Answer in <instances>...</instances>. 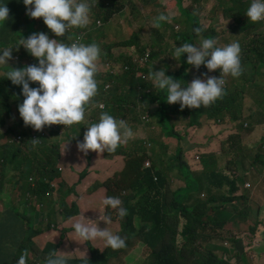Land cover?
<instances>
[{
  "label": "clouds",
  "instance_id": "clouds-1",
  "mask_svg": "<svg viewBox=\"0 0 264 264\" xmlns=\"http://www.w3.org/2000/svg\"><path fill=\"white\" fill-rule=\"evenodd\" d=\"M120 1L122 0L117 2ZM125 1L128 2L123 6L117 3L113 9L121 14L131 15L132 25H127V20H122L121 24L127 25L133 31L146 28L136 20V14L143 18L145 23L153 22L154 27H163L170 31L174 30L171 27L173 21H176L175 29L180 28L178 22H183L185 30H191L193 33L192 39L181 38L179 44L174 45L172 55L162 58H157L150 50L141 52L134 46L138 44L132 39L124 43L125 48L120 52L126 51L130 56L150 65L139 79L153 86L154 90L161 91L156 106L147 113H139L135 108L127 107V99L118 95L116 82L119 87H129V96L132 95L131 86L119 77L118 72L111 71L113 59L104 63L100 58L101 50H105V46L100 39L93 37V34L102 31L108 22H103V16H90L91 0H19L15 3L20 14L32 24V28L22 36L13 34L0 45V70L4 71L0 81H6L8 91L13 95L0 112V136L11 140L0 145V183L4 179L7 182L3 199L19 201L23 193L36 204L37 194L41 191L50 201V209L44 211L45 228L55 229L63 223V230L68 239L67 248L73 252H66L64 245L54 243L61 245L60 254L48 255L45 264H96L91 254L92 249L102 256L109 254L106 263L109 264L119 252L130 248L134 239L139 245L147 247L149 254L140 261H135L134 257L129 256L128 264H143L151 260L152 249L145 240V233L150 230L148 226L152 224L151 219H155L156 209L149 205L155 200L165 203V198L161 189L158 191L148 185V176L144 170L152 167L151 158L155 157L152 151L156 150L153 143L149 145V158L144 156V148L150 140V118L153 117L157 106H165L180 120L177 125L180 133L176 131L180 141L178 137L173 136L176 144L171 153L164 147L163 152L167 158L161 160L171 171L168 184L173 190L181 187L187 191L190 182L194 183L193 191L186 201L189 211L193 210L198 200L207 201L215 196V205L232 212V218L222 227L208 231V243L214 246L213 253L219 259L233 256L234 238L245 241L248 234L241 236V233L244 229L249 230V225L241 231H236L235 236L231 238H226L223 232L243 219L247 221L246 210L252 200L249 193L242 191V188L251 187V183L244 179L256 165L250 163V148H247L250 143L245 145L247 138L240 132L232 131L221 140L219 151L202 150L206 143L192 135L190 129H198L206 121H250L257 131L258 127L264 126V80H253L255 69L259 71L264 65V38L259 42L251 41L253 36L256 37V33L238 38L235 32L232 37L230 31L229 36H226L217 33L216 29L208 34L198 14L200 10L196 14L188 13L187 4L181 8L177 0L173 1L180 14L154 12L151 16L143 12L146 0ZM11 5L12 2L8 0H0V28L12 20ZM229 7L236 12L242 8L236 0L230 2ZM216 8L217 6L208 12L220 17ZM244 14L248 17L243 16L244 21H264V0H249ZM107 16L111 21L112 15ZM220 18L231 21V17ZM181 19L183 21H180ZM162 23L164 25L161 26ZM186 23L190 25L186 26ZM239 25L242 23L237 26ZM184 32L177 34L183 35ZM89 34H92V37ZM177 34H174L173 38ZM151 38L156 41L154 36L151 35ZM194 38L201 40L194 44ZM86 40L89 44H85ZM218 40H229V44L218 46ZM14 44L17 47H11ZM181 57L184 58L183 61L180 60ZM259 61L261 64L255 65V62ZM249 70H254L250 77ZM247 72L248 75L244 77ZM108 77L110 80L106 81ZM240 78L245 80L231 88L233 80ZM248 95L258 96L260 106L250 113L245 112ZM12 104L15 105V111L11 108ZM8 117L14 119V125L11 127L5 126ZM78 127L81 128V136L71 142L75 145V150L64 152L58 141L67 134L68 128ZM16 128H19V134L25 135L27 139L32 137L28 142L32 143L33 148L41 146L23 154L22 141L17 140L15 136L18 133ZM138 128L148 131V134H137ZM30 133L32 136H29ZM58 133L62 134L58 139L48 141H54L55 156L48 155L44 159L49 146L48 142L42 141V136H55L59 135ZM248 138L250 139V136ZM64 143L70 142L62 141V145ZM4 147L15 156L3 159L1 153ZM116 154L126 157L125 167L116 179H97L90 184L88 192L97 189L100 193L94 199H85L84 205L101 209L83 212L77 187L92 170L96 160ZM175 156L180 157L179 163L174 162ZM146 160L150 163L143 166ZM136 166L138 169L133 178ZM10 168L22 169L23 172L20 175L14 171L9 174ZM160 168L161 166L154 168L155 179ZM68 169H73L78 175L75 184L69 185L64 180L65 170ZM212 170L234 182L235 190L231 191L228 183L215 189L209 178ZM174 171L179 179L177 181L172 180ZM56 179L62 181L59 184L54 183ZM261 180L262 184L257 183L256 187L261 185L264 188V173ZM1 189L0 185V193ZM69 195L75 196L72 202L67 201ZM223 195L229 198L228 202L223 203L220 200ZM260 207L264 208V199ZM208 212L214 213L212 210ZM119 221L120 230L115 231L107 227L109 223ZM185 223L186 218L183 217L178 226L179 241L183 240L181 233ZM76 237H79L81 242L96 243L95 240H100L102 243L96 244L103 246L104 250L101 251L96 246L92 249H79L69 245ZM206 245L204 241L196 243L199 248ZM27 259L28 251L25 250L19 258L15 255L4 264H27Z\"/></svg>",
  "mask_w": 264,
  "mask_h": 264
},
{
  "label": "trees",
  "instance_id": "trees-1",
  "mask_svg": "<svg viewBox=\"0 0 264 264\" xmlns=\"http://www.w3.org/2000/svg\"><path fill=\"white\" fill-rule=\"evenodd\" d=\"M8 1L12 2L11 7L13 9V17L10 22L4 23L0 28V45L8 40L13 34H19L22 36L24 32H28L32 28V24L27 18L20 14L19 9L15 4L19 0ZM232 1L234 0H218L217 12L222 16L230 18L236 13L234 9L231 10L229 7L230 2ZM236 1L241 7H243L248 0ZM201 2L203 6L207 8V11H209L212 5V0H201ZM200 9L201 6L199 4L196 6L195 10L198 11ZM113 12L114 9H111L106 15H103L102 20L104 23L110 21V18L107 15H112ZM245 17L247 16L244 14V18ZM252 23L260 25H257L250 33H256V37L260 39L264 38V21ZM235 31L236 37L244 38L246 37L248 30L245 29L243 25H239L235 27ZM97 32H99L100 35L102 34L101 30ZM89 36L92 37V34H89ZM131 39L139 45L138 37L134 36ZM228 41L221 40L220 43L227 45L229 44ZM100 58L104 63H108L110 59L114 60V64L111 66V71L113 73L118 72L120 75L119 77L130 84L131 94L136 103L144 107L147 106V111L156 106L161 91L158 89L153 91V86L139 79V76L142 75L145 70L150 68L149 64L130 56L126 51L109 53L106 50H101ZM8 90L9 87L6 85V81L1 80L0 112L3 106H6L9 100L13 98L12 93H9ZM155 110L156 111L152 114L155 120H151L148 125L150 140L147 141V146L144 148V156L149 158V145L154 141L161 142L159 150L161 155L164 153L165 143L171 142V137H178L180 141V137L176 134V131L180 133V130H177V125L180 123L178 116L165 106H157ZM170 116L178 118L177 121H175L172 130L166 129V120H168ZM1 122L2 118L0 116V123ZM1 156L3 159L7 160L15 155H11L4 147ZM151 162L152 167L144 170L148 176V185L151 188L154 187L158 191L161 189L164 192L165 203H162L161 200H155L149 205L156 209L155 219H151L152 224L150 227L148 226L150 230L145 233V240L152 249V259L143 264H257L260 257L261 261L264 259V238H261L258 234V229L261 226H264V219L261 217V211L264 208L249 203L246 210L247 221L243 219L237 225L248 222L251 233L248 234L245 241L243 239L238 240L234 238V241H237L240 246L235 249V253L231 259H228L227 257L224 259L220 257L219 259L213 253L214 246L208 243L210 237L208 231L222 227L224 223L232 218V212L225 207L215 205L214 202L217 200L215 196H212L211 199L207 201L198 200L193 210L189 211L186 207V201L190 193L193 191L194 183L190 182L187 191H184L181 187L173 190L172 186L168 184V181L171 179V171L165 167L164 162L161 161V168L156 173L157 179H155L154 174V168L157 164L152 158ZM174 162L179 163L180 157L175 156ZM206 165L209 167L207 161ZM178 166L180 167V165ZM4 171H6V167L4 168ZM209 176L211 184L216 187L215 189H219L223 187L224 183H228L231 186V191L235 190V183L221 173H218L216 170H212ZM196 184L199 185V182L196 181ZM220 200L225 203L229 201V198L223 195ZM209 210H212L214 213L210 214L208 212ZM183 217L186 218V223L181 233L183 240L179 241L178 226L182 222ZM0 238L1 241H7L9 243H13L16 239L18 241V251L16 255L19 258V256L27 250V264H45L48 255L52 253L59 255L60 246L63 245L52 243L43 249H34L33 232L26 228L23 222L12 221L8 216L6 199H2V201L0 200ZM199 241L206 242V247H196V243ZM95 242L102 243L100 240H95ZM242 244H245L244 248ZM69 245L79 249H92L95 247V243H92L91 241L81 242L79 241V237L72 239L69 242ZM91 254L94 257L96 264L107 263V257H109V254L106 253L102 256L95 249H92Z\"/></svg>",
  "mask_w": 264,
  "mask_h": 264
},
{
  "label": "rangeland",
  "instance_id": "rangeland-1",
  "mask_svg": "<svg viewBox=\"0 0 264 264\" xmlns=\"http://www.w3.org/2000/svg\"><path fill=\"white\" fill-rule=\"evenodd\" d=\"M118 0H91V11H90V16H92V14H95L96 16H100L102 17L105 13H107V11L113 9L115 7V5L117 3H119L120 6H123L124 4H126L125 0H122L120 2H117ZM187 5L189 7L188 9V13H194L196 14L197 11L196 6H197V0H186ZM199 4L201 6L200 12H198V14H200V18L202 19V23L205 24V31L208 30V25H209V30L210 32L207 31L208 34H210L212 32L213 29H216L217 33H220L221 35H226L229 36V31L231 32V36L233 37L234 35L232 33L236 32L235 31V27L242 23V25L245 27V29H247V35H249L250 32H252V29H254L257 25L260 24H253L247 21L243 20V16L244 13L246 11V8L249 5V0L247 1V3L240 9L237 10V12L231 16V21H227V20H222V18L215 16L211 13H209L207 11V8L203 6L201 0L199 1ZM212 4H214V1L212 2ZM135 18L137 21H140L144 27L146 28H138L136 30H132L130 28L127 27V25H132V17L131 15H125V14H121L119 12H117L116 10L113 12L112 16H111V21L108 22L103 30L101 31L102 34L100 35V33H94L93 37H97L98 39H100L105 46V50L108 51L109 53L112 52H120L123 50V48H125L124 43L129 41L132 37H134L135 35L138 36L139 39V45H134L135 47H137L141 52H146L147 50H150L152 53L156 54L157 58H162L166 55H172L173 52V48L174 45H178L179 44V40L183 37H191V30H185V28L183 27L184 23L183 22H178L177 24L180 26L179 29H175V23L176 21H173V23L171 24V27L174 29L173 31H170L169 29H164L163 27H159L156 28L153 26V22L152 23H145L144 19L141 18L140 16L134 14ZM214 17L216 19H214ZM122 20H127V25H122L121 21ZM164 25V23L161 24V26ZM186 26H189L190 23H186ZM178 28V27H177ZM230 29V30H229ZM147 31V34H145ZM182 31H185L183 35L181 34H177L180 33ZM104 34L106 36H104ZM177 34L175 38H173V35ZM214 34V33H213ZM151 35L154 36L153 40L151 38ZM192 39V37H191ZM20 40V39H19ZM18 40V41H19ZM201 39H193V43L194 44H198L199 41ZM225 40V39H224ZM258 41L260 40V38L253 36L251 41ZM221 40H218V46H224L225 44L220 43ZM228 41V40H227ZM85 44H89V42L86 40ZM11 47H17L16 44L12 45ZM108 47V48H107ZM256 55V54H255ZM181 61L184 60L183 57L180 58ZM261 64V62H255V65ZM247 68H249L247 66ZM254 73V70H249V75L248 72L247 74L244 76L246 77L247 75L250 77L252 74ZM257 73V74H256ZM4 75V71L0 70V77ZM110 80V78L108 77L106 79ZM245 80L244 79H236L233 80L234 82L231 83V88L233 87L234 84H238L240 82H243ZM253 80H255V82H261L264 80V65L263 68L261 70L258 71V69H255V75H253ZM116 86H118V95L119 96H124L127 99V104H125L127 107L129 108H135L137 112L139 113H147V106H141L140 104L136 103L134 100V97L131 95L129 96V87H119V83L116 82ZM153 91H155L153 89ZM263 100H264V96H263ZM11 108L13 111H15V105L12 104ZM210 109V108H209ZM94 115H96V113H94ZM93 115V116H94ZM151 120H155V118L151 117ZM178 118H173L170 116V118L168 120H166V129H173V125L175 123V121H177ZM184 119V117L182 118ZM249 123V122H248ZM188 124V121H187ZM14 125V119L11 117L6 118V127H11ZM250 127V124H249ZM18 133L15 135L17 140L22 141V149H23V154H27L29 153V151L31 149H37L39 146H36L35 148H33L32 143L28 142L30 140H32V137H29L27 139V137L25 135H20L19 134V128L15 129ZM258 134L256 135V137H254L253 141H251L250 139H246L245 145H248L249 143L255 142L258 138H260V136H262L264 134V126H260L258 127ZM81 128H68L67 129V134L65 133V135H63V137L60 138V140L58 141V145L61 148V150H63L64 152L66 151H73L75 150V145L71 142H74L78 137L81 136ZM59 134V133H58ZM62 134L59 135H55V136H42V141L44 142H48L52 139H58ZM67 135V136H66ZM29 136H32V133L29 134ZM75 136V137H74ZM71 137V139L69 138ZM62 141H68L70 143H64L62 145ZM5 142H11V140L6 137V136H0V145L4 144ZM47 145L49 146V149L46 152V155L43 156V158L45 159L48 155L49 156H55V146H54V141L48 142ZM244 146V144H242ZM247 148H251V147H247ZM153 155H156V151H152ZM55 160H58L57 158H54ZM150 161L146 160L143 164V166H147L149 165ZM257 168H252L250 170V174L247 175L244 179V181H249L251 183V187L248 188H242V191H247L250 195V198L252 200V204L254 206H260L263 202L264 199V188L260 186L256 187L255 185L258 183L262 184V180H261V175H260V170L259 167L260 166H256ZM14 171L17 174H22V169H13L10 168V172L9 174ZM7 182L6 179L2 180L0 185L2 187L1 189V193H0V200L2 201L3 199V195H4V188L6 186ZM205 198V197H204ZM261 217L264 219V209H262L261 211ZM246 225H249L248 222L245 223H241L239 225H234L232 227H229L228 229H226L225 232H223L224 236L226 238H231L233 236H235V232L236 231H241L242 228H245ZM107 227L117 231L120 230V221L118 223H109L107 225ZM264 226H261L258 229V234L261 238H264ZM251 231L248 229H244L241 233V236H244L245 234H250ZM225 245L227 246L228 243L226 242ZM243 248L245 247V244H242ZM95 246L98 247L101 251L104 250V247L101 245H98L95 243ZM239 243H237V241H235V243L233 244V248H239ZM149 254V250L147 249V247L141 246L138 244L137 240H132V246L129 248L127 247L125 250L121 251L118 253L117 257H113L109 264H128L127 258L129 256L134 257L135 261H140L143 260L144 258H146ZM233 256L228 255L227 258L231 259ZM247 264V263H246ZM257 264H264V259H262L261 261V257L258 260Z\"/></svg>",
  "mask_w": 264,
  "mask_h": 264
},
{
  "label": "crops",
  "instance_id": "crops-1",
  "mask_svg": "<svg viewBox=\"0 0 264 264\" xmlns=\"http://www.w3.org/2000/svg\"><path fill=\"white\" fill-rule=\"evenodd\" d=\"M199 1L197 0V5H199ZM214 4L211 5L210 9L214 8L218 4V0H212ZM178 5L183 8L184 4H187L186 0H177ZM187 5V12H188ZM209 9V10H210ZM143 12L146 15L151 16L154 12L158 13H168V14H180L176 10V4L173 0H146L145 5L143 7ZM216 13L217 8H216ZM220 17H222L219 14ZM180 21H183L181 19ZM209 30V27H208ZM258 105V96L248 95L246 97L245 103V112L250 113L251 110L259 108ZM264 109V104H263ZM247 122V124H246ZM249 122V123H248ZM250 124V127H249ZM191 134L197 138H201L202 142L206 144L202 147V150H214L219 151L220 143L223 138H225L230 132H240L246 138L250 136V140L252 137H256V133L259 132L254 129L252 126V122L250 121H239V122H226V123H215L212 121H206L202 127L198 129L191 128ZM137 134L146 135L148 131H144L142 128H138ZM249 139V138H248ZM160 143L161 142H153V145L156 150V155L154 157V161L157 166H161V160L167 158L166 154H160ZM176 144V140L171 137L170 143H165V147L168 149V152L171 153L174 145ZM249 153L250 163L257 164L256 166H260V175L264 172V136H260L255 142L249 144ZM126 157L121 154H116L109 158H101L95 161L94 166H92V170L85 176L83 181L77 187L81 198H80V206L83 212L88 210H97L101 208H97L95 206H86L84 205V200L87 198H96L100 192H97V189L93 190V192H88V187L95 180L99 179L100 181H110L112 178L116 179L118 174L121 173L123 168L125 167ZM255 166V168H257ZM138 167L136 166L133 170V178L134 174L137 172ZM258 169V168H257ZM262 169V170H261ZM171 174V173H170ZM172 180H179L175 171L172 173ZM64 180L69 184H75L78 175L73 169L65 170ZM122 177V176H120ZM62 179H56L54 183L59 184ZM26 188V187H25ZM38 200L36 204H33L31 200L27 199L23 193H21L20 200H10L7 199L8 206V216L12 219V221H21L24 223V226L28 228L31 232H33L34 238V249L40 248L43 249L48 247L52 243L63 244L64 251L73 252V250H68L67 248V235L65 230H63L64 224L61 223L55 229H46L43 219H44V211L50 209V201L46 199L42 192L40 191L38 194ZM75 199L74 195H69L67 197L68 202H72ZM108 212V211H106ZM18 251V241L15 239L13 243H9L7 241H1L0 238V264L8 263L17 253Z\"/></svg>",
  "mask_w": 264,
  "mask_h": 264
}]
</instances>
